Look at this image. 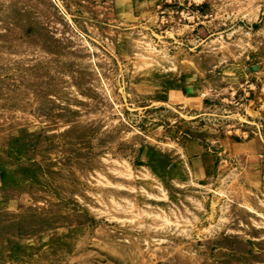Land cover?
I'll return each instance as SVG.
<instances>
[{
    "label": "rangeland",
    "instance_id": "obj_1",
    "mask_svg": "<svg viewBox=\"0 0 264 264\" xmlns=\"http://www.w3.org/2000/svg\"><path fill=\"white\" fill-rule=\"evenodd\" d=\"M250 140L264 0H0V264H264Z\"/></svg>",
    "mask_w": 264,
    "mask_h": 264
},
{
    "label": "crops",
    "instance_id": "obj_2",
    "mask_svg": "<svg viewBox=\"0 0 264 264\" xmlns=\"http://www.w3.org/2000/svg\"><path fill=\"white\" fill-rule=\"evenodd\" d=\"M209 151L208 149L201 150L191 162L195 172L198 173L201 178L214 177L216 167L218 166L217 162L219 160V155L213 156V153ZM218 154H220V152ZM232 154L234 157H244L249 163L250 168L258 169L264 166V151L261 143L257 140L233 144Z\"/></svg>",
    "mask_w": 264,
    "mask_h": 264
}]
</instances>
